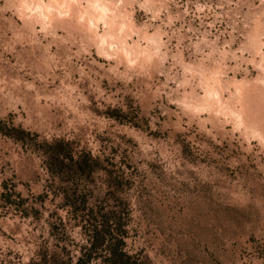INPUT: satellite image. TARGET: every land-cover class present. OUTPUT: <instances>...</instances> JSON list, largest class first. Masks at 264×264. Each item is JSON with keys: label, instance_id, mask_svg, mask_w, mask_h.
<instances>
[{"label": "rangeland", "instance_id": "obj_1", "mask_svg": "<svg viewBox=\"0 0 264 264\" xmlns=\"http://www.w3.org/2000/svg\"><path fill=\"white\" fill-rule=\"evenodd\" d=\"M91 210L132 264H264V0H0V264H75Z\"/></svg>", "mask_w": 264, "mask_h": 264}, {"label": "trees", "instance_id": "obj_2", "mask_svg": "<svg viewBox=\"0 0 264 264\" xmlns=\"http://www.w3.org/2000/svg\"><path fill=\"white\" fill-rule=\"evenodd\" d=\"M40 152L47 171L52 177L60 179L57 180V188L62 193L61 206L67 207L74 213L87 208L86 195L78 188V180L75 179L89 178L97 159L88 152L74 155L69 142L62 139L41 141ZM85 220L89 231L88 244L80 250L75 264H90L97 251L105 252L104 264H132V256L124 249L125 230L120 220L111 218V215L107 213L96 214L92 210ZM95 221L98 223L95 224ZM113 223L114 228L111 227ZM62 226L61 220L58 223H52L49 231L53 233ZM68 263L71 264V261ZM31 264H58V260L56 255L44 252L38 260H33Z\"/></svg>", "mask_w": 264, "mask_h": 264}]
</instances>
